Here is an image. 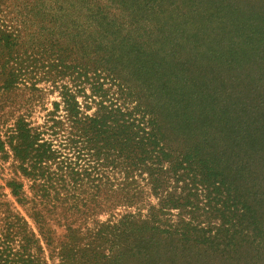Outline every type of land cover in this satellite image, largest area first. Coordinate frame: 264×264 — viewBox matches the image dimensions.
Wrapping results in <instances>:
<instances>
[{
    "label": "trees",
    "instance_id": "1",
    "mask_svg": "<svg viewBox=\"0 0 264 264\" xmlns=\"http://www.w3.org/2000/svg\"><path fill=\"white\" fill-rule=\"evenodd\" d=\"M78 2L87 27L99 33L89 42L76 29L79 61L68 59L74 46L65 47L63 58L61 37L47 29L62 21L61 33L70 35L64 1L0 0V95L26 81L23 35L32 39L45 31L57 61L49 70L50 90L58 95L41 124L22 114L0 131V154L11 156L14 167L6 187L25 213L1 203L0 264H124L131 257L146 264H176L181 257L195 264L188 255L193 251L230 257L241 247H259L264 222L252 192L233 187L225 165L210 158L203 143L172 145L162 126L164 117L173 129L203 130L197 109L177 103L193 91L160 79L162 104L143 105L149 89L139 85L138 71L148 69L126 66L122 47L130 35L118 39L123 29L100 6ZM170 107L175 111L167 117Z\"/></svg>",
    "mask_w": 264,
    "mask_h": 264
},
{
    "label": "rangeland",
    "instance_id": "2",
    "mask_svg": "<svg viewBox=\"0 0 264 264\" xmlns=\"http://www.w3.org/2000/svg\"><path fill=\"white\" fill-rule=\"evenodd\" d=\"M13 0H6L11 3ZM64 1L62 13L72 21L65 23L72 28L70 35L62 21L47 26L54 39L65 47L74 46L72 36L76 31L99 39V33L88 28L89 21L82 18L84 8L75 0ZM103 13L115 21L131 41L122 47L129 71L145 67L153 74L144 83L148 70L138 71L139 85L149 89L143 105L160 98L159 80H168L172 87L189 88L192 96L178 97L177 103L197 109L195 117L204 121L202 131L188 127L173 129L167 118L161 123L172 145L203 143L210 158L225 165L233 187L252 192V204L259 208L264 222V3L262 0H92ZM72 24V26H71ZM118 27V28H119ZM77 29V30H76ZM21 59L25 72L24 84L9 93L0 95V131L3 134L12 126L18 115L26 114L34 124H41L51 102L58 100L56 91L50 89V79L56 64L50 53L47 31L43 35H23ZM95 37V38H94ZM77 41V38L75 39ZM64 58L68 52H59ZM80 44L74 46L68 59L79 61ZM78 56V58H77ZM125 69V68H124ZM51 70V72H49ZM127 73L123 72L125 77ZM128 75L127 77H129ZM162 76V78H159ZM124 79V78H123ZM130 84H136L134 76ZM153 90V91H152ZM157 91V92H156ZM155 93L153 96L150 95ZM157 94V95H156ZM150 95V96H149ZM151 101V103H149ZM181 105V104H180ZM163 107V108H162ZM161 105L159 110H163ZM170 107L167 117L173 115ZM166 112H163V114ZM162 117V116H160ZM191 127V126H190ZM11 156L0 154V217L4 215L3 201H9L23 215L24 211L14 202L6 181L14 176ZM155 200L152 199V203ZM120 214V211H117ZM119 215H116L118 217ZM108 214H100L106 220ZM207 221V220H205ZM217 223V222H216ZM58 232V230H57ZM61 231H59L60 233ZM264 240V239H263ZM128 241L121 243L126 245ZM259 247H241L230 257L217 253L191 252L195 264H264V241ZM125 248V247H124ZM47 254V253H46ZM200 254V255H199ZM202 255V256H201ZM179 256V255H178ZM48 264L57 260L47 259ZM124 264H146L144 259L130 258ZM176 264H187L180 257Z\"/></svg>",
    "mask_w": 264,
    "mask_h": 264
}]
</instances>
